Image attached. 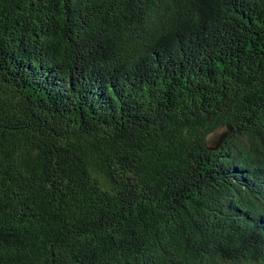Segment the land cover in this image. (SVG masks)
Segmentation results:
<instances>
[{"label":"trees","instance_id":"obj_1","mask_svg":"<svg viewBox=\"0 0 264 264\" xmlns=\"http://www.w3.org/2000/svg\"><path fill=\"white\" fill-rule=\"evenodd\" d=\"M0 264H264V0H0Z\"/></svg>","mask_w":264,"mask_h":264},{"label":"rangeland","instance_id":"obj_2","mask_svg":"<svg viewBox=\"0 0 264 264\" xmlns=\"http://www.w3.org/2000/svg\"><path fill=\"white\" fill-rule=\"evenodd\" d=\"M218 134H222V131H220ZM217 139V137H212L211 140H210V143L213 144L215 142V140ZM211 148L214 147L215 144L211 145Z\"/></svg>","mask_w":264,"mask_h":264}]
</instances>
